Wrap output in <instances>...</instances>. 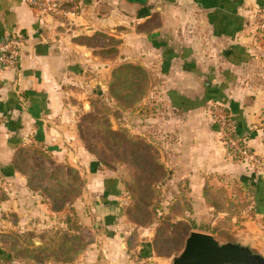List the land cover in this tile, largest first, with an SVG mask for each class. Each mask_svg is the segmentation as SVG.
I'll list each match as a JSON object with an SVG mask.
<instances>
[{"label":"crops","instance_id":"crops-1","mask_svg":"<svg viewBox=\"0 0 264 264\" xmlns=\"http://www.w3.org/2000/svg\"><path fill=\"white\" fill-rule=\"evenodd\" d=\"M261 13L264 0H88L71 23L40 18L26 0H0V39L18 34L22 44L17 69L0 75V175L17 176L13 155L21 146L51 153L77 147L76 112L87 114L92 96L115 100L116 72L138 68L149 85L143 104L152 98L166 107L145 137L160 147L167 181L190 196L194 212L203 206L228 216L218 225L237 229L231 242L251 246L263 233L264 176L226 158L209 104L225 106L236 134L264 158ZM95 164L84 172L93 203L76 212L83 229L100 232V246L74 264H155L141 246L130 250L117 230L120 185L94 172ZM235 195L243 199L233 214L227 204Z\"/></svg>","mask_w":264,"mask_h":264},{"label":"rangeland","instance_id":"rangeland-1","mask_svg":"<svg viewBox=\"0 0 264 264\" xmlns=\"http://www.w3.org/2000/svg\"><path fill=\"white\" fill-rule=\"evenodd\" d=\"M147 90L142 70L122 66L111 85L115 100L92 96L90 111L73 117L77 147L69 146L64 153L27 145L15 150L12 168L17 176L0 175V264H74L100 246V232L83 229L76 212L79 205L93 203L85 185L91 162L96 163L94 172L119 182L118 217L112 220L128 248L141 246L156 258L155 264H169L191 232L210 234L221 243L236 240L237 229L218 225L228 216L203 206L194 212L190 196L181 188L177 193L167 181L160 147L151 146L145 137V127L153 125L151 119L157 120L166 107L152 98L143 104ZM237 196L227 204L229 213H236L232 209L242 203V195ZM259 221L263 233L250 243L264 258V216Z\"/></svg>","mask_w":264,"mask_h":264},{"label":"built area","instance_id":"built-area-1","mask_svg":"<svg viewBox=\"0 0 264 264\" xmlns=\"http://www.w3.org/2000/svg\"><path fill=\"white\" fill-rule=\"evenodd\" d=\"M88 0H26L27 5L40 18H61L73 23L85 11ZM264 21V13H261ZM264 31V22L258 24ZM21 36L7 35L0 39V75L5 71L17 69ZM210 117L216 125L220 141L225 150V156L231 161L243 164L247 169L264 176V158L253 152L244 139L234 131L225 106L218 102L209 104Z\"/></svg>","mask_w":264,"mask_h":264},{"label":"water","instance_id":"water-1","mask_svg":"<svg viewBox=\"0 0 264 264\" xmlns=\"http://www.w3.org/2000/svg\"><path fill=\"white\" fill-rule=\"evenodd\" d=\"M169 264H264V258L249 244L221 243L210 234L191 232Z\"/></svg>","mask_w":264,"mask_h":264},{"label":"trees","instance_id":"trees-1","mask_svg":"<svg viewBox=\"0 0 264 264\" xmlns=\"http://www.w3.org/2000/svg\"><path fill=\"white\" fill-rule=\"evenodd\" d=\"M128 67V66H127ZM137 70H139L138 68H136ZM139 100H140V98H139ZM134 101H138V99L137 100H134ZM134 101H133V103H134ZM16 164L17 163H15V166H16ZM150 164H152L153 166H156L155 164H154V162H150ZM159 169H162V167L161 166H159ZM54 211H57L58 209H53ZM80 225V224H79ZM228 240H230V241H232V239H228Z\"/></svg>","mask_w":264,"mask_h":264}]
</instances>
